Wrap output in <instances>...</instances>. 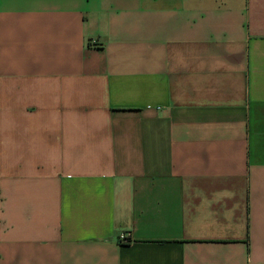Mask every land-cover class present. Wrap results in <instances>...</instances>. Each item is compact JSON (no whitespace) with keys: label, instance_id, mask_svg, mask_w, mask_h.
I'll return each instance as SVG.
<instances>
[{"label":"crops","instance_id":"crops-1","mask_svg":"<svg viewBox=\"0 0 264 264\" xmlns=\"http://www.w3.org/2000/svg\"><path fill=\"white\" fill-rule=\"evenodd\" d=\"M0 264H264V0H0Z\"/></svg>","mask_w":264,"mask_h":264},{"label":"built area","instance_id":"built-area-1","mask_svg":"<svg viewBox=\"0 0 264 264\" xmlns=\"http://www.w3.org/2000/svg\"><path fill=\"white\" fill-rule=\"evenodd\" d=\"M118 241L120 244H127L130 242V237L127 233L120 234Z\"/></svg>","mask_w":264,"mask_h":264}]
</instances>
